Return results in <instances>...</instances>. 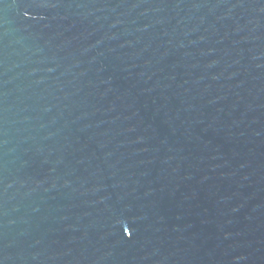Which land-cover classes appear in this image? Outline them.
Wrapping results in <instances>:
<instances>
[{"label": "water", "instance_id": "95a60500", "mask_svg": "<svg viewBox=\"0 0 264 264\" xmlns=\"http://www.w3.org/2000/svg\"><path fill=\"white\" fill-rule=\"evenodd\" d=\"M0 264H264V0H0Z\"/></svg>", "mask_w": 264, "mask_h": 264}, {"label": "snow or ice", "instance_id": "6c2138e0", "mask_svg": "<svg viewBox=\"0 0 264 264\" xmlns=\"http://www.w3.org/2000/svg\"><path fill=\"white\" fill-rule=\"evenodd\" d=\"M125 231H126V229H125ZM129 235H131V234H129Z\"/></svg>", "mask_w": 264, "mask_h": 264}]
</instances>
